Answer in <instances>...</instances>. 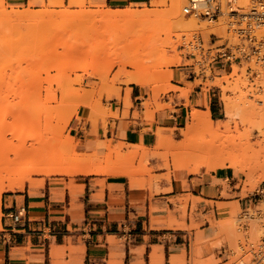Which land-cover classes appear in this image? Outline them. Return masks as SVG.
Returning a JSON list of instances; mask_svg holds the SVG:
<instances>
[{
    "label": "crops",
    "instance_id": "obj_1",
    "mask_svg": "<svg viewBox=\"0 0 264 264\" xmlns=\"http://www.w3.org/2000/svg\"><path fill=\"white\" fill-rule=\"evenodd\" d=\"M152 1L5 0L33 8L84 2L112 9ZM171 70L173 88L158 98L171 108L155 109L152 87L131 82L102 94L100 105L98 94L86 97L72 117L78 152L105 157L117 149L126 157L116 173L46 177L42 185L1 193L0 264H192L210 256L225 261L227 245H216L224 238L221 208L236 202L257 211L264 189L243 196L234 168H195V158L179 166L174 160L168 147L186 137L193 109H208L214 124L223 119L221 87L214 81L225 72L217 63L199 68L189 52ZM161 138L168 139L163 146Z\"/></svg>",
    "mask_w": 264,
    "mask_h": 264
},
{
    "label": "rangeland",
    "instance_id": "obj_2",
    "mask_svg": "<svg viewBox=\"0 0 264 264\" xmlns=\"http://www.w3.org/2000/svg\"><path fill=\"white\" fill-rule=\"evenodd\" d=\"M177 2L176 0H154L149 5L121 8L137 12L148 10L153 14L149 20H142V22L137 20L139 23L136 21L134 25L132 22H119L116 23L117 25L107 26L108 23L99 20V14L106 10L118 9L103 6L91 7L84 2L76 7L59 2L33 8L8 5L5 0H1L0 11L1 6H4L5 10H26L28 8L27 10L31 12H38L40 9H42L40 11L48 9L47 11L51 12L67 10L71 13H77V11L86 13L87 11L90 13L91 21L87 19L88 25H84L83 21L81 24L76 22L81 26L74 25L75 27L69 31L63 30L62 22L49 24L44 29L34 32L23 29L21 34L17 31L0 30V119L4 120L2 123L0 120L2 125H0V133L5 134V138H0L4 140L8 137V140L4 142L10 144V148L2 141H0L2 142L0 147L4 144L6 146L3 148V145L4 150L12 151V149L16 150L17 146L18 148L23 146L24 143L28 145L32 141L35 144L36 139L42 133L46 138L50 137L53 140L48 148L49 152L63 158L61 160L64 166H72L69 163L74 165V160L82 152L77 151V145L69 126L78 108L85 105L86 97L90 98L96 94L99 96L98 104L100 105L102 94L110 95L109 90L114 86L131 83L125 81L127 73L139 72L141 69L147 76L146 85H150L153 89L156 100L155 109L171 108L170 103L158 102L162 94L167 95L173 88L170 84L171 67L180 63L184 52H194L198 59L200 50L196 46L200 38L208 40L218 36L222 38L230 36L225 18L208 21L194 14H185L182 8L187 0H179L178 12L182 15L183 24L185 23L186 26L188 23L189 27L185 28L176 24L175 16L170 13L177 6ZM102 23H104L103 26H101ZM176 26L178 29L175 28ZM76 48L81 50L77 51ZM73 49L76 50L75 53L72 52ZM246 67V64L234 66L231 73L225 72L214 81L221 87L223 104V119L216 124L211 119L212 126L219 127V135L214 137L211 131L205 130L200 125L189 134L195 142L203 141L202 138H205L206 141L216 139V142L221 145H229L237 158L246 163L247 168L244 167V171L234 167L237 171L239 185L242 186L241 195L243 196L259 188L264 189V93L261 94L262 96L259 94L264 92V71L258 70L260 73L254 75L253 72H247ZM97 89L99 91H96ZM227 103L230 105L233 103L232 105L236 108L247 105L248 108L259 113L257 117L253 116L254 119L251 116L244 118L240 113L229 118L226 116L228 109L226 107L229 105ZM194 110L196 109L192 111ZM258 114L263 117L260 119ZM37 117L40 123L48 119L49 125L46 130L42 125H38ZM2 128L6 130V133ZM41 128L42 130H39ZM9 138L13 140L11 142L15 144L14 147H12L14 144L9 142ZM210 138L212 140H208ZM178 142L172 140L170 147L173 146L168 148L175 161L180 160L184 154L180 145H177ZM114 151L115 155H110L109 151L105 157L97 156L103 165L106 164L105 166L110 171L107 173H116L119 167L125 164L126 157L119 150ZM199 160L197 156L195 162ZM216 160L219 161L215 159V163H217ZM225 165H228V162ZM74 174L31 173L24 180L21 189L3 192L21 191L32 184L42 185L46 177L55 180L56 176H73ZM262 192L264 193V190ZM221 215L223 218L219 221V225L224 238L216 245H227L225 261L210 256L203 262L192 264H231L241 256L249 260L251 253L247 249L251 246L256 247L264 238L263 201L257 211L250 208L241 209L235 202L228 207H222Z\"/></svg>",
    "mask_w": 264,
    "mask_h": 264
},
{
    "label": "bare ground",
    "instance_id": "obj_3",
    "mask_svg": "<svg viewBox=\"0 0 264 264\" xmlns=\"http://www.w3.org/2000/svg\"><path fill=\"white\" fill-rule=\"evenodd\" d=\"M2 1H4V0H2ZM240 1H241L242 5H246L248 2V0H240ZM176 2H177L176 3L177 6L171 10L170 14L175 16V18H176L175 23L176 24L183 26L185 28L187 26V28H188L189 24L187 23L186 26H185V23L183 24L182 15H180V13L178 12V7L180 4L179 0H176ZM1 4H3V2ZM1 7H2V10L0 11V30L4 31V32L17 31V33L21 34L23 29L26 31L30 30V32H34L37 30H42V29H44L45 26H47L49 24L56 23V22H59V23L62 22L63 30L69 31L70 29H72V27H75L74 25L81 26V25H77L76 22H80V24H81V22L83 21L84 25H86V24L88 25V21L90 20L89 19L90 13L89 12L87 13V11H85L86 13H81V12L78 13V11H77V13H71V11L69 12L67 10L51 12V11H47L48 9L46 11L45 10L40 11V10H42V9H40L38 12H35V11L31 12V11H28L29 10L28 8H26V10H24V9H22V10H18V9L5 10L4 6H1ZM94 13H93V15H94ZM152 14L153 13L151 11H148V10L143 11V12H137V11L128 10V9H118V10H106V11L100 13L98 18L100 21L108 23L107 26H110L109 24H111V26H113L112 24H116L119 22L120 23L121 22H130V23L132 22V24L134 25V22L136 24L139 20H140V22H142V20H149L150 17H152ZM96 17L97 16H95V18ZM87 19H88V21H87ZM85 21H87V23H85ZM222 22H224V21H222ZM176 24H174V26ZM222 24H224V23H222ZM103 25H104V23H102L101 26H103ZM94 26H96V25L94 24ZM183 27H181V28L183 29ZM175 28H177V26ZM211 30H212V28H211ZM177 34H175V35H177ZM78 50L80 51L81 49H77V51ZM75 51L76 50L73 49L72 52L75 53ZM79 54H80V52H79ZM119 55H117V56L119 57ZM138 70H139V68H138ZM142 71H143V69L139 70V72L138 71L134 72V73L128 72L129 74L127 73V78H125V81L137 83L140 85H146L147 76H146V74H144L145 71H143V73H142ZM259 88L260 87H258L257 89H259ZM251 93H249V94H251ZM256 93H257V91H256ZM263 93L264 92H260L259 93L260 96H262L261 94H263ZM246 94H248V93H246ZM252 99H253V97H252ZM228 100L230 101V99H228ZM227 104H229V103H227ZM232 104L231 105L229 104L226 107V108H228L227 112H226V116H228L229 118H231L233 115H236L239 113L244 118L245 117L249 118V116H251V118H252L253 116H256L257 113H259L258 111H257V113H256V111H253L252 108L251 109L248 108L249 106L247 107V105L246 106L244 105L241 108H236V106L232 105ZM255 109H256V107H255ZM258 116H259V118L263 117V115L260 116L259 114H258ZM191 117H192L191 123L188 124L186 130L183 129L184 130L183 133L186 137L184 138V140L181 139V141L179 140L180 142L177 143V145H180V147L183 149V153H184L183 156H181L180 160H178V162H177L178 165L179 166L188 165V163L191 160H193V158H196L198 156V158L200 160L195 162V164H194L195 168L199 167L200 165H207V166L212 167V168L223 167V166H225V163L228 162L229 167L239 168V169L244 171V167H245L246 163L241 162V160L239 158H237L236 154L230 150L229 145H226V144L221 145L220 143L216 142V139H213V141H206L205 138H202L204 140L200 141L199 140L200 138H199L198 140L200 142H195V140L193 138H190V136H189L190 132L193 131V129L198 127L199 125L204 127L205 130L211 131L212 134L214 135V137L219 135V132H218L219 127H213L212 126V121H211V118L209 115V110L207 109L203 113H200L199 111L194 110L191 112ZM253 119H254V117H253ZM260 119H258V120H260ZM0 120H1V123H2V121L4 122L3 119H0ZM250 120H252V119H250ZM36 121H37L39 126L42 125L44 127V130L47 129V127L49 125L48 119H45L43 123H40V119H39V117H37ZM2 129H4V128H2ZM4 130H3V132H4ZM39 130H42V128ZM4 133H6V130ZM2 134L0 133V135H2ZM4 135H2V136H4ZM2 136H0L2 139L5 138V136L4 137H2ZM1 138H0V141H2L3 143H6V146H7L8 144H7V142H4V140H8V137H6L7 139H4V140H1ZM164 139H162V138L160 139L159 145H162L163 143H165L166 140L168 142L167 138L165 140ZM36 140H37V142L35 141L36 142L35 144H33V142L31 141L32 145H31V143L28 145L26 143H24V145L26 144L27 146L23 145L21 147L19 146V148L17 146L16 147L17 149L14 148L16 150H13V149H12V151L10 150L11 154H10V151H6L3 149V148H6V146L4 144H3L4 147L2 145L3 148L0 147V197H1V193L3 191H8V190L12 191L15 189H21L24 185V180L27 179L31 173L74 174V173L110 172V171H108L107 167L105 166L106 164L103 165V162L98 160L97 156H94V154H90V153H86V152H82L81 154H78L79 157H77V159L74 160L75 161L74 165L69 163V165H72V166H68V165L64 166L62 163V160H61L63 158H61V157L59 158L58 156L53 155L52 153L49 152L50 150H48V148L52 145V141H53L50 137L46 138L42 133H40L39 137ZM208 140H212V139L210 138ZM11 141H13V140L12 139L10 140V138H9V142H11ZM2 142H0V145ZM170 143L172 144V142H170ZM12 144H14V143H12ZM17 144L19 145V142ZM173 144H175V143H173ZM9 145L7 146L8 148H10ZM14 146H15V144L12 147H14ZM171 147H168V148H171ZM200 152L202 154H200ZM215 159H219V161L216 160L217 163H215L214 162ZM180 168H184V167H180ZM245 168H247V167H245ZM213 170H215V169H213ZM178 264H179V262H178Z\"/></svg>",
    "mask_w": 264,
    "mask_h": 264
},
{
    "label": "built area",
    "instance_id": "obj_4",
    "mask_svg": "<svg viewBox=\"0 0 264 264\" xmlns=\"http://www.w3.org/2000/svg\"><path fill=\"white\" fill-rule=\"evenodd\" d=\"M182 9L185 14L208 21L227 19L229 37L198 41L199 68L209 69L212 63H217L222 71L231 73L234 66L246 64V71L254 75L260 73L258 70L264 71V0H248L246 5L240 0H187ZM188 52L196 57V53ZM20 215V211L14 214V220L18 221ZM247 251L251 253L249 260L241 256L231 264H264V238Z\"/></svg>",
    "mask_w": 264,
    "mask_h": 264
}]
</instances>
